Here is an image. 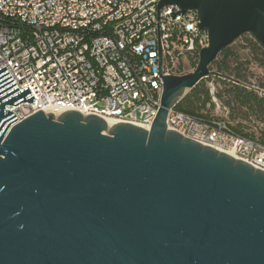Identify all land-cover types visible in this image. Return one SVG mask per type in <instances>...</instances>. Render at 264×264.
I'll list each match as a JSON object with an SVG mask.
<instances>
[{"label":"water","instance_id":"1","mask_svg":"<svg viewBox=\"0 0 264 264\" xmlns=\"http://www.w3.org/2000/svg\"><path fill=\"white\" fill-rule=\"evenodd\" d=\"M195 10L208 43L162 77L149 129L41 110L0 67V264H264V171L166 127L168 110L249 34L264 51V0H159Z\"/></svg>","mask_w":264,"mask_h":264},{"label":"built area","instance_id":"2","mask_svg":"<svg viewBox=\"0 0 264 264\" xmlns=\"http://www.w3.org/2000/svg\"><path fill=\"white\" fill-rule=\"evenodd\" d=\"M159 0H0V67L33 103L12 110L19 122L41 110L96 114L111 124L149 129L160 106L162 77L188 72L208 43L195 10ZM206 121L172 107L166 127L264 171V144L237 133L228 109ZM247 88L264 96L251 79ZM214 109V108H213ZM215 115V114H214ZM224 117V118H223Z\"/></svg>","mask_w":264,"mask_h":264},{"label":"trees","instance_id":"3","mask_svg":"<svg viewBox=\"0 0 264 264\" xmlns=\"http://www.w3.org/2000/svg\"><path fill=\"white\" fill-rule=\"evenodd\" d=\"M242 47L249 49L250 56L248 58L241 57L238 51L232 49L230 45L223 49L213 61L212 65H214L215 71L212 73L216 83L214 95L228 109L226 120L229 123L236 119L247 120L249 115H254L255 120L264 124V96H258L253 89L247 88L245 85L249 80L250 63L253 62L264 67V51L250 37L243 42ZM196 62H192V67L196 65ZM202 80L180 99L175 108L209 121L218 118V116L212 114L214 103L208 87L202 83ZM230 125L239 134L256 137L253 133L245 131L247 128L245 123L237 122L230 123ZM256 138L264 144V128L258 131Z\"/></svg>","mask_w":264,"mask_h":264},{"label":"rangeland","instance_id":"4","mask_svg":"<svg viewBox=\"0 0 264 264\" xmlns=\"http://www.w3.org/2000/svg\"><path fill=\"white\" fill-rule=\"evenodd\" d=\"M250 37L249 34H244L241 37H239L232 45V49H235L236 51H238V53L240 54L241 57H246L248 58L250 55L249 49L248 48H243V42ZM188 62V64L186 65L188 67V70H192V63L190 64L188 60H186ZM210 69L212 72L215 71V67L214 65H210ZM249 72H248V78H251L252 81H254L255 85L258 84H263L264 86V67H260L258 66L256 63H250L249 64V68H248ZM210 73L208 77L203 78L202 83L208 87H211L210 83L215 85L216 87V83L214 82V77H213V73ZM251 89V88H250ZM213 108V107H212ZM212 114L215 115H223L221 112H219V110L217 108H215V104H214V109L212 110ZM224 118V117H223ZM264 128V124H262L261 122H257L255 119H253V121H251L249 123V125H247V128H245V131L247 132H251L253 133L254 136H258V131L260 129Z\"/></svg>","mask_w":264,"mask_h":264},{"label":"crops","instance_id":"5","mask_svg":"<svg viewBox=\"0 0 264 264\" xmlns=\"http://www.w3.org/2000/svg\"><path fill=\"white\" fill-rule=\"evenodd\" d=\"M249 80L251 79V78H248ZM258 96H260V97H263V96H261V95H259V94H257ZM223 114V113H222ZM221 116H223V115H221ZM249 118H247V120H243V119H236V120H232V121H230V123L231 124H234V123H237V122H240V123H242V124H246V125H249V123L251 122V121H253V119H254V115H249L248 116ZM226 118V117H225ZM227 119V118H226ZM257 122H259L258 120H256ZM262 124H263V122H262Z\"/></svg>","mask_w":264,"mask_h":264},{"label":"bare ground","instance_id":"6","mask_svg":"<svg viewBox=\"0 0 264 264\" xmlns=\"http://www.w3.org/2000/svg\"><path fill=\"white\" fill-rule=\"evenodd\" d=\"M107 123H108V124H111V121H110L109 119H107Z\"/></svg>","mask_w":264,"mask_h":264}]
</instances>
